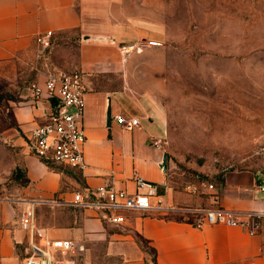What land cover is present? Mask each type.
Returning <instances> with one entry per match:
<instances>
[{
	"label": "crops",
	"instance_id": "1",
	"mask_svg": "<svg viewBox=\"0 0 264 264\" xmlns=\"http://www.w3.org/2000/svg\"><path fill=\"white\" fill-rule=\"evenodd\" d=\"M121 9L123 5H113V0H0V61L34 51L37 37L47 32L72 38L84 89V170H52L27 149L30 131L48 122L51 101L31 99L11 107L16 127L9 134L25 146L21 158L27 180L24 193L30 199H59L68 204L76 191L96 188L111 177L117 188L134 192L135 173L157 185L158 193L173 207H221L236 215L264 212V192L259 190L264 178L253 171L225 172L213 189L197 182L178 190L167 169L159 168L165 151L153 142L163 139L167 122L155 96L161 91L166 64L162 49L149 43H158L160 33L123 20ZM139 44L145 45L141 51L122 54L123 47ZM108 106L110 127L106 126ZM117 115L134 117L139 125L123 130L113 120ZM186 187L197 193H188ZM78 212L79 220L57 229L63 237L55 238L71 240L77 250L83 245V254L86 243L95 242L101 253L88 264H153L136 237L155 252L156 264H264V218L250 236L239 227L195 228L188 220L191 216L182 213L130 212L123 225L114 226L105 225L92 211ZM3 224L0 259L7 260L14 257L26 235L6 220Z\"/></svg>",
	"mask_w": 264,
	"mask_h": 264
},
{
	"label": "rangeland",
	"instance_id": "2",
	"mask_svg": "<svg viewBox=\"0 0 264 264\" xmlns=\"http://www.w3.org/2000/svg\"><path fill=\"white\" fill-rule=\"evenodd\" d=\"M113 5H123V20L160 33L166 65L155 100L167 122L160 146L172 186L214 185L236 170L264 178V0H113ZM131 46L138 52L145 45ZM76 65V46L68 37H53L45 50L37 45L0 61V229L4 220L19 227L22 203L33 200L23 191L25 146L9 134L16 127L11 107L32 99V86L42 84L47 69L77 71ZM78 210L44 203L36 208L37 223L52 238H62L57 229L79 220ZM79 247L74 264L100 256L95 242L86 243L84 254ZM147 255L153 257L150 249ZM22 259L18 246L0 264H23Z\"/></svg>",
	"mask_w": 264,
	"mask_h": 264
},
{
	"label": "built area",
	"instance_id": "3",
	"mask_svg": "<svg viewBox=\"0 0 264 264\" xmlns=\"http://www.w3.org/2000/svg\"><path fill=\"white\" fill-rule=\"evenodd\" d=\"M52 38L53 33L47 32L39 35L36 42L45 50L49 47ZM149 44L160 45L153 42ZM133 48L135 46L123 47L122 54L129 55ZM31 92L32 101L46 99L52 102V107L48 114V122L36 126L26 137L29 153L45 165L84 170L86 168L83 155L85 103L80 73L47 69L43 74L42 84H34ZM113 120L127 131L139 125L138 119L134 117L117 115ZM153 144L159 146L160 142L154 141ZM132 180L135 185L134 192L117 188L111 177L101 186L76 191L68 204L59 199L24 201L18 221L19 229L26 235V240L22 243V263L74 264L73 242L69 239L51 238L47 230L37 223L36 208L48 202L92 211L102 222L114 226L123 225L127 213H146L156 210L167 214H188L191 216L189 222L198 229L213 225L239 227L253 236L257 233L260 220L264 218V212L254 211L236 215L221 207L209 209L173 207L167 205L164 197L158 193L157 185L145 181L135 173ZM207 188L213 189V185H208ZM185 190L188 193H197L196 189L190 187H186ZM259 190L264 192V186H260Z\"/></svg>",
	"mask_w": 264,
	"mask_h": 264
},
{
	"label": "trees",
	"instance_id": "4",
	"mask_svg": "<svg viewBox=\"0 0 264 264\" xmlns=\"http://www.w3.org/2000/svg\"><path fill=\"white\" fill-rule=\"evenodd\" d=\"M16 130L19 132V134H21L22 135V133H21V131L19 130V129H17L16 128ZM50 169H52V170H55V171H63V168L62 167H60V166H55V165H51V164H48L47 165ZM26 180V179H25ZM25 184H27V180L25 181ZM136 242H137V244L139 245V247L143 250V251H145V252H147L148 251V249L149 248H147L145 245H144V243L139 239V238H137L136 237ZM152 251V254H153V257L151 258V262L153 263V264H156V259H155V252L153 251V250H151ZM148 264V263H147Z\"/></svg>",
	"mask_w": 264,
	"mask_h": 264
},
{
	"label": "water",
	"instance_id": "5",
	"mask_svg": "<svg viewBox=\"0 0 264 264\" xmlns=\"http://www.w3.org/2000/svg\"><path fill=\"white\" fill-rule=\"evenodd\" d=\"M111 125V110H110V106H108L107 111H106V126L110 127ZM159 168L162 169L163 172L166 171L167 169V154H163L162 156V161L159 165Z\"/></svg>",
	"mask_w": 264,
	"mask_h": 264
}]
</instances>
